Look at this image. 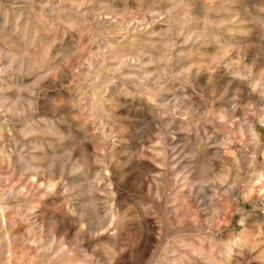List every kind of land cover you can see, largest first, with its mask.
<instances>
[{"label": "clouds", "instance_id": "clouds-1", "mask_svg": "<svg viewBox=\"0 0 264 264\" xmlns=\"http://www.w3.org/2000/svg\"><path fill=\"white\" fill-rule=\"evenodd\" d=\"M137 15L0 0V264H264V0Z\"/></svg>", "mask_w": 264, "mask_h": 264}, {"label": "rangeland", "instance_id": "rangeland-1", "mask_svg": "<svg viewBox=\"0 0 264 264\" xmlns=\"http://www.w3.org/2000/svg\"><path fill=\"white\" fill-rule=\"evenodd\" d=\"M153 2H154V0H130L131 6H132V10L134 12L136 10H139L140 12L145 13V15H137L134 18H129L128 19V23H129V25H131V28L129 29V32L132 33V35H137V33L132 31V29L137 27V22H139L142 26L146 24L148 32H160L161 31V29H162V25L161 24H159V23H155V24L147 23V22L151 21V19H152L151 16H148L146 14L149 11V9H150L151 5L153 4ZM161 7H163V6H161ZM156 10L159 11V9H156ZM142 31H143V27H142ZM143 40L148 42V43L157 44L158 45L159 41H160V37L159 36H145V37H143ZM126 44H127L128 47H131L130 50H128L125 53V54H129L130 52L133 51V48H132V45L130 44L129 41H126L125 45ZM153 55H156L154 50H153ZM131 57L135 61V55H131ZM158 58L160 60L164 59L163 55H159ZM116 61H118V59H116V57H113V59L110 61V63L115 64ZM142 62L147 64V57H145ZM214 62L219 64V57L215 58ZM148 67L151 70L152 65H148ZM122 70L124 71V73L127 72L126 68H122ZM262 183H264V175H261V177L256 181V185L259 186ZM195 218H196V215L194 213L193 219H195Z\"/></svg>", "mask_w": 264, "mask_h": 264}, {"label": "bare ground", "instance_id": "bare-ground-1", "mask_svg": "<svg viewBox=\"0 0 264 264\" xmlns=\"http://www.w3.org/2000/svg\"><path fill=\"white\" fill-rule=\"evenodd\" d=\"M129 45V44H128ZM131 47H128L127 44L125 45V47L123 49H114V53L116 59H118L121 68H126L124 67L125 65H127L130 61L134 63V59L131 57V55L129 54H125L128 50H130ZM134 57V56H133ZM117 62V61H116ZM127 69V68H126ZM126 75H132L133 73L130 72L127 69V72H125Z\"/></svg>", "mask_w": 264, "mask_h": 264}]
</instances>
